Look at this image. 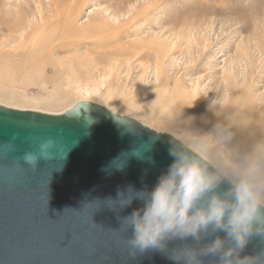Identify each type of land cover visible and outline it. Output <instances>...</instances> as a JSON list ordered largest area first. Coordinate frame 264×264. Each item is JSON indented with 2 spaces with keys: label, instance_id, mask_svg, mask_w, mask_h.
Masks as SVG:
<instances>
[{
  "label": "water",
  "instance_id": "obj_1",
  "mask_svg": "<svg viewBox=\"0 0 264 264\" xmlns=\"http://www.w3.org/2000/svg\"><path fill=\"white\" fill-rule=\"evenodd\" d=\"M49 139L55 141L49 158L36 169L25 164L24 153ZM170 147L191 149L92 101L59 114L0 104V264H173L159 251L130 248L122 220L142 202L121 207L117 195L153 187L172 162ZM193 154L220 178L223 194L228 177ZM261 251L264 237L253 235L241 255Z\"/></svg>",
  "mask_w": 264,
  "mask_h": 264
},
{
  "label": "rangeland",
  "instance_id": "obj_2",
  "mask_svg": "<svg viewBox=\"0 0 264 264\" xmlns=\"http://www.w3.org/2000/svg\"><path fill=\"white\" fill-rule=\"evenodd\" d=\"M150 1L86 0L84 6L81 5L82 0H64V6L60 1L62 9L67 12H76L83 6L82 13L76 18L77 25L103 24L106 28L104 35L100 36L99 30L94 31L97 35L88 31L86 38L79 36L73 40L70 49L56 46L40 55L31 51L32 47L20 45L15 24L18 23L19 5L26 10L22 9L21 16L26 15L29 19L25 18L30 20L22 24L27 29L33 18L41 20L40 11L47 14L52 8L50 0H0V54L2 50L11 52L0 55L1 102L61 113L79 101L92 99L116 107L120 112H135L147 119L150 117L147 104H162L159 97L164 85L157 83L156 72L159 63L172 82L178 80L189 88L197 85L204 102L220 103L224 71L236 67L243 84L246 67L252 68L250 61H253L256 86L253 95L264 93V0H159L157 8H148ZM189 25L194 26V38L200 39L201 46H197L198 41L194 38H191V44L188 42L187 30L182 37L185 41L181 44L176 41L177 32ZM98 35L104 38L103 41L95 39ZM162 43L172 46L168 48L163 62L158 59L157 52L150 49L151 44ZM76 45L80 48L73 50ZM17 46L23 48L14 52ZM199 48H203L201 53ZM109 62L114 65L115 74L108 70L109 66L105 67L106 72L103 71L102 67ZM66 77L81 81L76 83L73 80L74 85L69 86L72 92L68 96L53 88V84L63 83ZM171 85L173 87V83ZM85 89L96 90L88 94ZM173 105L172 108H178L176 103ZM161 114L159 107L154 110L153 118ZM147 120L153 122L150 118ZM175 122L180 124L183 120L179 118ZM184 128L192 135L187 137L188 140L215 156L208 149L213 139L205 126L191 121ZM170 129L182 134L181 128Z\"/></svg>",
  "mask_w": 264,
  "mask_h": 264
},
{
  "label": "clouds",
  "instance_id": "obj_3",
  "mask_svg": "<svg viewBox=\"0 0 264 264\" xmlns=\"http://www.w3.org/2000/svg\"><path fill=\"white\" fill-rule=\"evenodd\" d=\"M54 145V140L44 141L38 152L24 153V163L36 169ZM169 155L172 162L153 187L117 194L121 207L142 202L122 220L131 232L130 248L135 253L159 251L173 264H204L205 257L216 258V264H264V251L241 255L250 237H264V162L248 159L238 166L221 194L220 178L208 173L193 150L170 147ZM118 161L114 166L122 168Z\"/></svg>",
  "mask_w": 264,
  "mask_h": 264
},
{
  "label": "bare ground",
  "instance_id": "obj_4",
  "mask_svg": "<svg viewBox=\"0 0 264 264\" xmlns=\"http://www.w3.org/2000/svg\"><path fill=\"white\" fill-rule=\"evenodd\" d=\"M60 1H62L61 3L64 6V0H50V4L52 8L48 11L47 14L44 13L43 11H40L41 13L40 21H42L41 23L40 21H38V19L33 18V20L28 25V28L32 29L31 31L30 29L26 31L28 28L25 29V27L22 25L26 21H30V20H27L29 18L26 15L25 16L27 19L25 18V16L24 17L21 16V11L24 12L25 9L21 5H19L18 10H20V13L18 14L19 15L18 23L15 24V30L19 31L18 35L20 37L21 46L25 45L26 48L32 47L33 49L31 51L33 52L37 51L40 53V55H44L49 50L56 48V46L59 48L63 47L70 49L71 47H73L72 46L74 44L73 40L75 41V39H77V37L79 36H81V38H86L87 37L86 34H88V31H90L91 34L97 35V32L95 34L94 31L99 30L100 33L98 34L100 36L104 35L103 31L106 28L103 26V24L100 25L98 23H93L91 26H85V27H79L77 25L76 18L80 16V14L82 13L84 8L83 6L86 4V0H82L81 5L83 6H80L78 11L76 12L71 10H68L67 12V10L62 9L61 7L62 5L60 4ZM158 3L159 0H152L149 2L148 8L150 7L157 8V6L159 5ZM23 19H25L24 22H22ZM123 24H127V23L124 22ZM185 30H187L188 32L189 35L188 42L191 44L192 43L191 38H194V36H196L195 35L196 33L195 34L193 33L194 26L192 25L186 26L181 30H179V32H177L176 34V38H178L176 39V41H178L179 44L185 41V39L182 38L183 35L186 33ZM99 35L95 39H98V41H103L104 38L100 37ZM194 40L198 41L197 42L198 47L201 46V44L199 43L200 39L194 38ZM167 41L169 42V40ZM21 46H17V48L15 47L14 52L19 51L21 48H23ZM170 47L172 48L171 44L166 45V43L151 44L150 49L157 52L159 56L158 59L161 62H163V58L166 57L168 48ZM209 47L210 46H208V48ZM79 48L80 46L76 45L74 46L73 50ZM137 49L139 51V48ZM199 50H200L199 52L201 53L203 51V48H199ZM138 51L137 53H139ZM168 53L170 54V52ZM1 54L9 55L11 54V52L6 53V51L2 50ZM147 55L148 54H146V57ZM33 57H35V55H33ZM30 60L34 61L33 58H31ZM250 64L252 65V68H250L249 66L246 67V71H245L246 75L244 76L243 84L240 83V80L238 78L239 72L238 69H236V67H232L227 71H224V76L222 78L224 84L223 95L221 96L222 97L221 101H218L220 103H217V101L204 102L203 96L199 92V87L197 85H193L191 88H189L186 84L181 83L178 80L172 82L171 79L167 77V75H165V73L163 72L162 64L159 63L156 72H157V81H158L157 83L164 85V89L162 87V92L159 97V101L162 102V104H155L151 102L147 104L150 109L149 118L154 123L149 122L147 120L149 118L146 119L143 116H139L135 112H128V111L122 112V110L120 112L115 109L116 107L112 108L106 104H103L101 102L92 99H85V100L92 101L101 106H104L110 109L113 113L134 118L139 122H141L142 124L158 132H165L173 135L181 142H183L185 145H187L189 148H191L193 151H195L197 154H199L201 157L206 159L220 173H222L223 175L229 178L234 175V172L237 170L238 166L244 164L248 159L254 162H264V93L259 96L253 95V92L256 87L255 78H254L255 63L253 61H250ZM108 66L110 67V69L108 70L109 71L111 70L110 72L114 73L115 70L114 67H112L114 65L113 64L111 65L110 62L107 63V65L104 66V68L102 67L103 71L106 72L107 69H105V67ZM90 67L91 69H93L92 68L93 66ZM107 75L105 74V76ZM65 80L66 81H64L63 83L57 82L53 84V88L56 92L66 94L68 96L72 92L69 86L74 85L72 84L74 81H76V83H79L81 81L79 79L78 80L73 79L74 80L73 81L69 77H66ZM171 82L173 83V87L171 85L172 84ZM85 90L86 93L93 94V92H95L96 89L93 91L90 89H85ZM1 101L2 99L0 98V104H4L9 107L22 109V110H37V109L20 107L19 105H17V103H15L14 106H10L5 103H2ZM166 102L167 104H165ZM174 103H176L178 108L176 107L172 108L174 106L173 105ZM159 107L162 109V114L156 118H153L154 110ZM39 111H43V110H39ZM54 114H59V113H54ZM179 118L182 119L183 122L177 124L175 121L178 120ZM191 121L194 122L195 124L205 126L209 130V134L212 136L213 142L211 146L208 147V149H211V151L214 153L215 156H213L211 152L205 151L194 141L187 139V137L192 135L186 130V128H184V126ZM170 127L181 128L182 134L176 133V131L171 130Z\"/></svg>",
  "mask_w": 264,
  "mask_h": 264
}]
</instances>
